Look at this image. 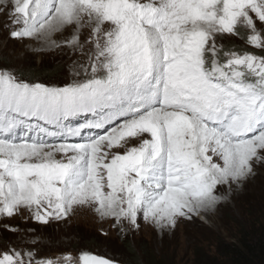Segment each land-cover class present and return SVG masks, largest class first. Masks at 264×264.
I'll return each instance as SVG.
<instances>
[{
  "label": "snow or ice",
  "instance_id": "obj_1",
  "mask_svg": "<svg viewBox=\"0 0 264 264\" xmlns=\"http://www.w3.org/2000/svg\"><path fill=\"white\" fill-rule=\"evenodd\" d=\"M3 10L13 39L84 59L63 86L0 69V216L24 209L47 224L88 208L122 233L140 218L175 227L264 161V0H5ZM0 264L114 262L9 247Z\"/></svg>",
  "mask_w": 264,
  "mask_h": 264
},
{
  "label": "rangeland",
  "instance_id": "obj_2",
  "mask_svg": "<svg viewBox=\"0 0 264 264\" xmlns=\"http://www.w3.org/2000/svg\"><path fill=\"white\" fill-rule=\"evenodd\" d=\"M4 8L5 3H2L0 69L12 70L47 85L63 86L78 78L73 72V62L84 59L78 51L68 47H44L34 39H13ZM257 25L264 27L259 21ZM70 35L71 29L54 38L60 40ZM83 35H87V30ZM226 39L237 47L261 54L260 49L252 48L239 38ZM35 73L45 77L30 76ZM136 143L133 140L129 146ZM254 165L251 177L230 188H218L217 194L223 199L214 209L190 219L180 218L175 227L157 229L140 218L138 229L129 228L122 233L113 226L111 219H101L88 208H78L66 219H50L43 224L36 222L27 210L21 209L12 217L0 216V251L9 247L33 249L37 250L38 258L51 259L65 255L78 258L87 252L116 264H129L135 261L132 251L144 247L147 259L153 255L160 259V264H192L196 252L212 253L216 243L233 241L240 230L248 229L252 221L264 217V161H256ZM134 263L142 264L143 261L138 256Z\"/></svg>",
  "mask_w": 264,
  "mask_h": 264
},
{
  "label": "trees",
  "instance_id": "obj_3",
  "mask_svg": "<svg viewBox=\"0 0 264 264\" xmlns=\"http://www.w3.org/2000/svg\"><path fill=\"white\" fill-rule=\"evenodd\" d=\"M30 76L45 77L39 73ZM234 238L231 242L216 243L212 253L196 252L192 264H264V217L252 221L248 229L240 230ZM143 248L137 247L132 251L135 261H138L139 256L142 264H160V259L153 255L147 259ZM134 262L129 264H136Z\"/></svg>",
  "mask_w": 264,
  "mask_h": 264
},
{
  "label": "bare ground",
  "instance_id": "obj_4",
  "mask_svg": "<svg viewBox=\"0 0 264 264\" xmlns=\"http://www.w3.org/2000/svg\"><path fill=\"white\" fill-rule=\"evenodd\" d=\"M2 3H5V0H0V6L2 5ZM253 167H255V165L253 164ZM264 168V167H263ZM256 169V168H255ZM252 174H250L248 177H251Z\"/></svg>",
  "mask_w": 264,
  "mask_h": 264
},
{
  "label": "water",
  "instance_id": "obj_5",
  "mask_svg": "<svg viewBox=\"0 0 264 264\" xmlns=\"http://www.w3.org/2000/svg\"><path fill=\"white\" fill-rule=\"evenodd\" d=\"M114 264H116V263H114Z\"/></svg>",
  "mask_w": 264,
  "mask_h": 264
}]
</instances>
